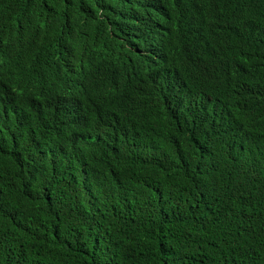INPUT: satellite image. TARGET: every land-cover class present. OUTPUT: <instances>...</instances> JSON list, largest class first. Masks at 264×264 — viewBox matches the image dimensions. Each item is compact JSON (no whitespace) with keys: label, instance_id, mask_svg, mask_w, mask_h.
Returning <instances> with one entry per match:
<instances>
[{"label":"trees","instance_id":"1","mask_svg":"<svg viewBox=\"0 0 264 264\" xmlns=\"http://www.w3.org/2000/svg\"><path fill=\"white\" fill-rule=\"evenodd\" d=\"M0 264H264V0H0Z\"/></svg>","mask_w":264,"mask_h":264}]
</instances>
